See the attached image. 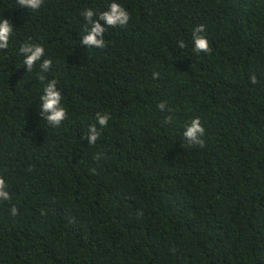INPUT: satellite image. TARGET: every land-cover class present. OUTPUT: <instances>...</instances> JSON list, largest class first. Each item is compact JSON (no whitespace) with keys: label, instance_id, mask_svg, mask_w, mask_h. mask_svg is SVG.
Segmentation results:
<instances>
[{"label":"trees","instance_id":"16d2710c","mask_svg":"<svg viewBox=\"0 0 264 264\" xmlns=\"http://www.w3.org/2000/svg\"><path fill=\"white\" fill-rule=\"evenodd\" d=\"M111 2L0 0L14 26L0 49V264H264V0H116L130 20L88 48L81 12ZM201 23L211 52L196 54ZM24 43L52 61L44 81ZM52 79L58 127L39 109ZM194 117L204 147L183 136Z\"/></svg>","mask_w":264,"mask_h":264},{"label":"clouds","instance_id":"9594fccd","mask_svg":"<svg viewBox=\"0 0 264 264\" xmlns=\"http://www.w3.org/2000/svg\"><path fill=\"white\" fill-rule=\"evenodd\" d=\"M18 4L22 7L29 8L33 11L41 8L43 0H17ZM81 15L87 21L90 27L86 28V34L82 36L81 43L86 45L88 48L105 47L104 33L106 31V26L115 27L117 25L125 26L130 20V13L116 0L107 6L106 10L97 13L93 8L88 7L82 10ZM103 21L104 24H101ZM13 24L7 18L0 19V49H6L9 44V39L13 33ZM206 31V26L201 23L195 27L192 32V51L196 54L201 52L210 53L211 48L209 41L204 35ZM177 46L181 49L185 48V41L180 39L177 41ZM20 54L23 56V65L26 66L27 72H31L38 61L42 60L44 57V47L37 43H24L19 49ZM52 61L50 59H43L39 67L41 73L38 75V79L41 81L45 80L43 73H46L51 68ZM158 72L153 73V78L159 77ZM251 83L255 84L257 82V77L255 74L250 76ZM62 93L57 88V81L55 79L49 80L44 87L43 94L40 96V114L44 117V120L48 122L49 125L53 127H58L61 125L62 121L67 117V111L62 106ZM157 107L161 112L167 110L171 113V109L167 107L166 102L161 101L158 103ZM96 122L100 128L107 127L110 113L108 112H97ZM172 116L168 115L165 118V123L172 122ZM97 124H92L88 127L87 132L83 135L82 139H87L89 145H94L99 139L101 132L97 127ZM205 127L202 125L199 117H194L191 119L190 123L185 127L183 131V136L189 146L204 147L205 145ZM101 154H97L94 158H99ZM7 185L5 179L0 176V201H10V193L6 190ZM11 215L15 216L18 214V209L13 205L10 209Z\"/></svg>","mask_w":264,"mask_h":264}]
</instances>
